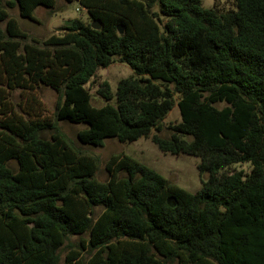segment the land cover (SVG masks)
I'll return each mask as SVG.
<instances>
[{
  "label": "trees",
  "instance_id": "obj_1",
  "mask_svg": "<svg viewBox=\"0 0 264 264\" xmlns=\"http://www.w3.org/2000/svg\"><path fill=\"white\" fill-rule=\"evenodd\" d=\"M56 1L0 0V264H58L72 235L80 250L63 264H264V0H230L223 13L201 0H75L88 20L43 39L9 13L37 21ZM115 61L132 74L115 92L101 81L95 106L86 84ZM39 85L59 94L55 120L11 100L19 90L38 102ZM174 104L180 119L162 136ZM58 120L85 124L77 139L93 146L150 137L198 156L207 178L188 192L117 154L97 180L95 158Z\"/></svg>",
  "mask_w": 264,
  "mask_h": 264
},
{
  "label": "rangeland",
  "instance_id": "obj_2",
  "mask_svg": "<svg viewBox=\"0 0 264 264\" xmlns=\"http://www.w3.org/2000/svg\"><path fill=\"white\" fill-rule=\"evenodd\" d=\"M202 6L205 8H215L218 13H223L228 10H235V6L230 0H201ZM9 13L13 15L19 26L26 31L30 36L38 39L46 38L51 34H59L61 28L71 23L72 19L79 17L83 20H88L86 11L73 0L64 2L57 0L53 9H48L39 6L35 9L34 15L37 21L20 17L16 8L10 9ZM132 74L130 67L124 63L115 61L105 68H100L96 71L95 76L86 84L87 89L91 94V103L95 106H100L104 103L103 99L97 92L98 85L101 81H107L111 92H115L116 84L121 78H125ZM30 94V93H29ZM33 95L38 102L30 100V95L26 92L15 90L11 94V100L15 105L16 110L23 116L30 117L33 114L44 118H54L55 103L59 94L48 86L39 85ZM110 103H115V99L109 100ZM179 110L176 104L168 112L162 120V131L160 135L167 136L169 123L179 121ZM56 124L59 131L65 136L66 140L74 148L82 153L90 155L96 160V169L94 177L97 180L104 181L108 178L105 170V164L109 158L117 154H127L135 160L145 164L146 166L156 170L168 182L187 190L188 192H196L201 187V181L207 178V174H200L196 168L199 157L189 154H171L161 152L156 145L150 140V137H141L133 141L120 142L115 138H106L101 146H93L83 144L77 139L78 130L85 127L83 123H71L65 120H58ZM51 131L42 132L43 138L49 139ZM13 164V163H11ZM237 170H242L244 174L249 173L250 165L248 163H240L234 165ZM120 176H125L123 172ZM101 211L100 207L94 209V214ZM84 243L88 239V233L81 236ZM79 237L72 235L65 241L64 245L59 249L60 261L58 264H63L64 257L71 250H80ZM83 250H81L82 252ZM86 252L83 254L85 255Z\"/></svg>",
  "mask_w": 264,
  "mask_h": 264
}]
</instances>
